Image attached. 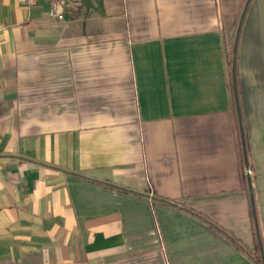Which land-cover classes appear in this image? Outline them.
I'll use <instances>...</instances> for the list:
<instances>
[{"label": "crops", "instance_id": "1", "mask_svg": "<svg viewBox=\"0 0 264 264\" xmlns=\"http://www.w3.org/2000/svg\"><path fill=\"white\" fill-rule=\"evenodd\" d=\"M0 0V264H257L264 0ZM252 169L245 172V166Z\"/></svg>", "mask_w": 264, "mask_h": 264}, {"label": "trees", "instance_id": "2", "mask_svg": "<svg viewBox=\"0 0 264 264\" xmlns=\"http://www.w3.org/2000/svg\"><path fill=\"white\" fill-rule=\"evenodd\" d=\"M248 2H249V0L246 1L245 5H244V7L242 9L240 20H239V23H238V26H237V30H236V33H235V38H234V42H233V45H232V49L228 53V58H229V61H230V64H231V70H232L233 92H234V98H235V103H236V106H237L239 120H240V113H239L237 86H236V79H235L236 51H237V40H238V34H239V29H240V23L242 21V18L244 16L245 11H246ZM251 214H252L253 221H254V224H255V236H256V240H257L256 241V246L254 248V251H251V250L247 249L246 247H244L243 245H241V243H239L235 238H233V240L236 241L237 244L239 246H241V248L244 251H246L249 255H251L257 264H264V246H263V243H262V236H261L260 231H259L257 213H256V210H255L254 203H252V205H251Z\"/></svg>", "mask_w": 264, "mask_h": 264}, {"label": "built area", "instance_id": "3", "mask_svg": "<svg viewBox=\"0 0 264 264\" xmlns=\"http://www.w3.org/2000/svg\"><path fill=\"white\" fill-rule=\"evenodd\" d=\"M26 5L36 4L38 0H20ZM48 2L47 16L55 20L65 19L66 14L77 10L82 0H45ZM245 172L250 174L252 169L249 165L245 166Z\"/></svg>", "mask_w": 264, "mask_h": 264}]
</instances>
